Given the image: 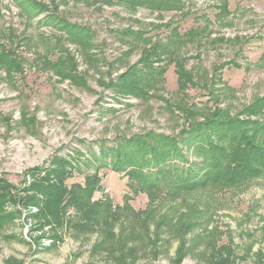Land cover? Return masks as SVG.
I'll use <instances>...</instances> for the list:
<instances>
[{"label": "rangeland", "instance_id": "374dc122", "mask_svg": "<svg viewBox=\"0 0 264 264\" xmlns=\"http://www.w3.org/2000/svg\"><path fill=\"white\" fill-rule=\"evenodd\" d=\"M36 2L51 12L33 20L13 0L0 2V43L22 61L15 83L0 68V178L13 185L0 190L6 217L0 221V264H176L181 245L188 247L181 264H264V176L241 193L220 196L214 211L204 209L203 226L190 231L180 227L186 214L180 201L153 208L146 193L130 190L127 174L110 168L99 169L100 189L88 201L108 204L109 213L98 217L75 209L68 196L72 186L84 187L97 167L86 163L70 180L59 181L68 192L61 201L33 184L55 157L82 158L99 141L149 132L178 135L188 125L189 104L197 110L206 105L211 78L223 79L234 91L220 104L234 116L264 96V0H179L180 9L161 2L134 8L119 0ZM60 20L94 34L98 63L84 59ZM175 27L186 42L179 56L197 82L186 91L187 102L180 101L175 64L168 65L166 83L151 89L149 97H125L104 85L108 72L116 77L127 68L117 62L125 52L133 50L129 62L135 64L149 43L123 33L143 31L157 43ZM62 54L72 59L71 69L78 68L77 82L57 65ZM23 113L26 126L19 124ZM205 113L196 111L197 122ZM184 152L195 161L190 149ZM36 167L42 168L37 177L27 176ZM207 229L213 236L201 241L198 236L209 235ZM229 243L227 254L219 251Z\"/></svg>", "mask_w": 264, "mask_h": 264}, {"label": "trees", "instance_id": "16d2710c", "mask_svg": "<svg viewBox=\"0 0 264 264\" xmlns=\"http://www.w3.org/2000/svg\"><path fill=\"white\" fill-rule=\"evenodd\" d=\"M13 1L24 15L33 20L44 12H51L50 9L46 11L47 7L40 5L36 0ZM125 1L130 3L129 5L133 8L149 5L152 2L172 3L175 5L174 9L181 8L179 0H119V2ZM59 22L62 24L63 30L68 32L69 41L82 47L84 59L91 64L94 63V60L98 63L100 60L93 53L94 45H91L94 34L85 27L72 25L66 20ZM37 24L41 25L42 23L39 20ZM12 30L10 29L11 32ZM123 34V36L132 34L137 39L149 41V43L135 64L129 62L133 50L125 52L121 56L123 58L118 59L117 62L127 63L125 66L127 70L117 74L116 77L108 72V76L104 77L106 79L104 85L125 97L126 95L140 98L149 97L151 89H158L166 83L165 75L168 65L175 64L179 80L178 91L181 92L180 101L186 99L185 102H187L186 91L197 82H195L193 74L186 69L184 58L179 56V52L186 42L178 33V27L171 30L164 39L158 40L157 43H152V40L158 39L157 37H149L143 31ZM5 47L0 43V68L6 71L9 82L15 83L14 74L22 71V61L14 52L7 51ZM66 52L63 50L62 53ZM62 57L63 54L58 59L57 65L64 68L68 79H73L75 82L77 81L74 78L80 80L76 65L72 69L70 68L69 63L72 59L69 55L64 54ZM100 64L102 62L99 63V68L102 69ZM67 66H69V70L65 68ZM201 77L198 78V81H202L203 87H206L207 83ZM211 80L213 82L209 86L207 93L209 98L206 105L198 106L200 109L197 110L195 106L189 104L190 108L187 109L185 117L188 125L178 135L169 136L149 132L129 137H118L115 142L102 140L94 143V146H88L90 153L88 151L87 155L82 158L55 157L54 165H50L45 176L39 179L36 177L42 170L41 167L28 171L27 176L35 177L34 185L47 188L51 192L50 194L55 196L56 201H61L60 195L68 193L60 188L62 181L70 180L72 172L83 167L86 163H88L86 166L91 164L97 167L96 172L87 178V184L84 187L82 185L72 186L75 191L68 196L72 199L75 209L98 217L101 214L109 213L107 212L108 204L100 207L96 206V203L92 202V204L88 201L100 189L102 178L99 169L110 168L114 172L127 174L130 190L135 194L146 193L151 206L154 205L153 208L173 200L180 201L179 205L184 208L186 213L181 217L180 227H185L190 231L203 226L201 220L204 211L209 209L214 211L213 205L222 200L220 196L231 192L241 193L254 181L264 176V96L255 98L251 104L234 116L220 108L222 99L228 92L230 94L234 91L227 87L228 85L223 79L216 81L222 84L220 88H216L217 83L213 78ZM164 102L169 109L172 108L169 100L164 99ZM210 105L214 111L209 107ZM196 111L198 113L209 111V114L205 113L203 120L197 122ZM28 122L27 115L21 114L19 124L26 126ZM95 145H97V149H95ZM185 148L192 151L195 156L194 162L187 159ZM59 181L61 182L59 183ZM12 186L6 179L0 178V190L12 188ZM4 195V193L0 194V221L6 219L2 215ZM81 197L87 201L81 200ZM67 205L65 204V207ZM149 214H152V210ZM0 227H2V223ZM207 230L210 232L209 235L198 236L201 241L205 239L210 241L209 237L213 236L212 230ZM211 240L213 242L210 244L216 246V241ZM230 244L220 247L219 251L227 254ZM187 248L186 245L180 246L176 254V264H181L185 259ZM227 263L228 261H223V264Z\"/></svg>", "mask_w": 264, "mask_h": 264}]
</instances>
